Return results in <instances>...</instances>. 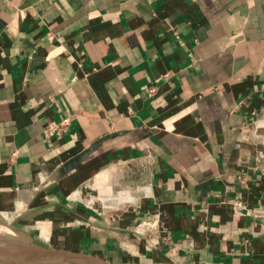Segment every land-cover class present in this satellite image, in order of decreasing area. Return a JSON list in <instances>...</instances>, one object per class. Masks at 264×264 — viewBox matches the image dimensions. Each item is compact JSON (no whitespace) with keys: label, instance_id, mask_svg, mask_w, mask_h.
I'll list each match as a JSON object with an SVG mask.
<instances>
[{"label":"crops","instance_id":"crops-1","mask_svg":"<svg viewBox=\"0 0 264 264\" xmlns=\"http://www.w3.org/2000/svg\"><path fill=\"white\" fill-rule=\"evenodd\" d=\"M0 218L111 264H264V0H0Z\"/></svg>","mask_w":264,"mask_h":264},{"label":"water","instance_id":"water-1","mask_svg":"<svg viewBox=\"0 0 264 264\" xmlns=\"http://www.w3.org/2000/svg\"><path fill=\"white\" fill-rule=\"evenodd\" d=\"M91 145L70 163L74 167L92 150ZM0 264H111L105 258L74 249L47 234L0 226Z\"/></svg>","mask_w":264,"mask_h":264},{"label":"built area","instance_id":"built-area-1","mask_svg":"<svg viewBox=\"0 0 264 264\" xmlns=\"http://www.w3.org/2000/svg\"><path fill=\"white\" fill-rule=\"evenodd\" d=\"M153 88H148V93H152ZM71 125L70 115H64L60 120L50 122L47 127L43 130V135L46 139L51 137H61L64 133L68 132ZM136 233L142 234L145 232L143 225H138L135 230Z\"/></svg>","mask_w":264,"mask_h":264},{"label":"rangeland","instance_id":"rangeland-1","mask_svg":"<svg viewBox=\"0 0 264 264\" xmlns=\"http://www.w3.org/2000/svg\"><path fill=\"white\" fill-rule=\"evenodd\" d=\"M0 226H12V227H15L12 224H9L7 222V220H5V219L3 220L2 218H0Z\"/></svg>","mask_w":264,"mask_h":264}]
</instances>
